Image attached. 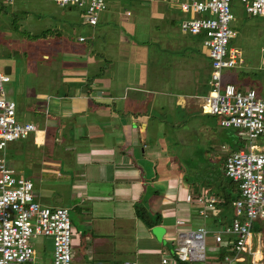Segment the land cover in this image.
I'll return each mask as SVG.
<instances>
[{
	"label": "crops",
	"instance_id": "0c3cea01",
	"mask_svg": "<svg viewBox=\"0 0 264 264\" xmlns=\"http://www.w3.org/2000/svg\"><path fill=\"white\" fill-rule=\"evenodd\" d=\"M137 1L139 12H145L148 7V12L144 13H150L148 20L141 15L130 20L133 14L128 11L129 20L116 17L118 24L112 27L115 20L109 13L104 15L106 10L96 27L84 23V27L91 29L92 43L85 39L81 43H88L87 46L59 47L54 53L58 55L53 57L48 55V50L42 52L41 65L45 67L33 69L39 74L36 84L40 88L29 86L27 90L32 107L27 123L35 124L38 132L11 144L8 151L12 153L13 162L7 160L9 166L21 174L23 164L28 161L37 162L34 168L38 170L42 162V166L53 169L51 171L60 169L69 177L75 174L76 182L68 192L64 190L65 199L70 198L75 209L90 217L86 227L95 238L107 237L117 249L126 252L122 264L128 261L151 264L169 241L170 230L176 229L179 234L205 226L197 220L199 215L194 219L196 210L185 202L187 194L198 192L194 190L196 187L188 183L191 179H186L185 170L177 160L167 155L169 162L163 163L159 152L161 148L176 149L177 143H163L161 136L165 134L172 141L177 123L173 127L155 114L163 111V114L175 115L179 102L182 107L186 104L184 110L190 105L196 109L188 110L186 119L202 114L203 97L210 90V60L191 51L192 43L184 45L179 43V38L172 37L166 48L175 54L172 57L175 64L170 68L161 64L159 70H164L152 83L156 86L148 85L149 76H138V71L146 69L150 62V51L144 45L149 35L148 24L151 20L162 22L166 24L165 31L170 32L171 24L176 23L179 12L182 13L180 4L187 0ZM135 34L140 44L130 38ZM41 35L43 39L47 36L45 32ZM59 57L66 58V64H61ZM172 74L178 76L175 80L178 90L185 87L188 92L172 94L161 89L165 84L163 76ZM149 96L153 97L151 103ZM195 100H198L197 105L193 104ZM165 101L172 102L166 105ZM147 104L155 113L151 120L143 113ZM201 126L204 125L199 123L198 129ZM149 133H152L148 135L150 143L144 144V134ZM142 202L151 216H160L158 224H146L137 215V206ZM193 219L201 224L196 229ZM177 221L185 222V226L178 227ZM207 228L214 229L210 225ZM87 236L92 239V235ZM111 259L116 263L113 257ZM173 264H177L176 256Z\"/></svg>",
	"mask_w": 264,
	"mask_h": 264
},
{
	"label": "rangeland",
	"instance_id": "374dc122",
	"mask_svg": "<svg viewBox=\"0 0 264 264\" xmlns=\"http://www.w3.org/2000/svg\"><path fill=\"white\" fill-rule=\"evenodd\" d=\"M107 5V14L104 15L107 16L109 13L112 19L115 20L111 23L112 27L118 24L116 17L119 20L122 18L125 21L129 20V17L126 15L128 11L133 14L130 20L136 19L139 15L141 17L146 16L147 20L151 17L150 13L148 15L144 14L148 10V7L145 8V12H139L140 3L137 0H107ZM232 11L236 19L231 23V27L238 33V37L231 41L230 47L241 50L246 63L242 68L224 70V81L244 90L255 89L258 95L264 98V18L252 17L248 14L241 0H233ZM182 13L179 12L181 18L179 17L176 23L171 24L170 32L165 31L166 24L162 22L159 23L151 20L148 24L149 35L147 39H144V45L150 51V62H148L146 69L138 71V76L142 74L149 76L151 81L148 85L151 87L156 86L152 84L154 82L153 79L160 78L159 73L164 70H159L161 64L168 66V68L175 64V61L172 59L175 54L172 53V50L166 48L172 37L179 38V43L184 45L185 43H192L193 50L189 46L190 50L209 60V50L204 46V38L198 35H188L180 29L182 21L192 19L195 15L192 13ZM84 23V14L77 8H62L50 0H14L11 5L7 3V0H0V69L2 71L6 67H12L13 69V73L10 75L11 83L6 85V93L9 99L17 103V120L20 123H27L32 115V107L29 106V94L27 90H29V86L35 89L40 88V85L36 84L39 74L37 75V72L33 69L45 67L41 65L43 63L41 61H44L42 52L48 50V55H52L53 57L58 55V53L57 55L54 53L59 50V47L69 46V48L73 49L74 46L79 48L87 46L88 43H81L80 36H84V39H88V42L92 43L89 38L91 36V29L84 27ZM42 32H45L47 35L44 39L41 36L38 37ZM130 38L135 43H141L137 34ZM96 43L94 42V44ZM65 57L69 56L65 54ZM59 60L61 64H66V58L59 57ZM170 72L171 70L168 69V74ZM205 73L204 67L203 74ZM176 79H178V76L174 74L163 76L165 84L161 89L168 92L171 91L172 94H185L187 88L184 87L182 91H179L175 84ZM180 80L183 81L184 77H180ZM152 96H149V103H151ZM196 101L198 100L193 101V104L197 105ZM171 102L165 101L166 105H170ZM185 105L184 103L182 107L181 102H179V107L176 108L177 113L174 115L171 113L163 114V111L155 114L152 112L151 106L148 107L147 104L144 106L145 111L143 113L150 120L155 114L160 120L166 121L173 127L177 123L178 128L175 129L172 141L166 138L165 134L163 137L161 136L163 143H177L176 149H169V152V150L161 148L159 152L162 155L163 163L169 162L168 156L173 161L177 160L179 166L185 170L183 174L187 175L186 179H191L188 180V183L196 187L194 190L200 191L201 188L198 186L200 183L194 184V179L198 177V174L210 175L212 169L209 160L219 157L218 161L220 162V158L222 160L226 159L231 152L249 151L252 142L240 136L241 132L246 133L245 130L223 128L218 116H205L195 112L194 117H191L189 120L186 119L189 114L188 110L196 111V109L193 105H190L184 110L183 108H186ZM41 113V111L38 112L39 115ZM139 113L137 112V114ZM44 114H46V110H44ZM154 122V126L157 129V122ZM199 123L204 125L200 129H198ZM150 134L152 133L144 134V137H146L144 144L150 143V138L148 137ZM167 135L169 136L170 134L167 133ZM161 140L159 141L161 142ZM222 142L228 144L220 145ZM212 143L215 146L212 147ZM253 143L264 150V136ZM213 148L214 152L212 155L211 151ZM6 152L7 160L11 162L12 153L8 150ZM202 152L203 154H201ZM35 163L37 162H25L22 167V176L33 181L35 186L33 194L37 203L51 208H69L72 222L73 264H122L127 257L126 252L123 253L120 249H117L114 243L109 241L107 237L99 238V240L95 238L93 233L91 234L90 230L86 227V221L90 217L85 213L84 215L81 214L78 209H75L70 198L65 199L67 196L64 190L68 192L69 187L76 182L74 178L75 174L69 177L63 175L64 173L60 169L51 171L53 169L43 167L42 162H39L38 170L34 168ZM223 167L224 165H222ZM220 169L218 165L216 169L218 174L221 173ZM211 174L216 177L214 173ZM173 175L176 174L173 173ZM192 207L196 210L195 219L201 207L198 205H192ZM208 215V219L197 216V220L206 227L210 225L211 228H221L223 223L230 225L234 216L233 211L225 212L224 209H208ZM194 219L192 220L194 223L193 228L196 229L201 224ZM257 225L253 229V233L256 235L259 233ZM261 226L264 228V222H262ZM177 234L176 229L170 230L168 233L169 241L165 244L162 251L155 255L156 258L153 259L151 264H162L164 255L170 260H174L179 238V234ZM87 235H92V239L88 238ZM262 240L264 244V234H262ZM214 241V236L210 234L207 239L206 252L209 264L216 262L215 258L218 255L216 252L219 251ZM31 243L40 263H50L53 261V244L51 239L39 237L32 239ZM254 243H257L256 238H254ZM112 257L116 260V263L112 261ZM195 264L204 263L199 262Z\"/></svg>",
	"mask_w": 264,
	"mask_h": 264
},
{
	"label": "built area",
	"instance_id": "2783aa9c",
	"mask_svg": "<svg viewBox=\"0 0 264 264\" xmlns=\"http://www.w3.org/2000/svg\"><path fill=\"white\" fill-rule=\"evenodd\" d=\"M50 1L62 8L84 10L85 24L91 27L99 24L101 14L107 10V0ZM13 2L7 0L10 5ZM241 2L252 17L264 18V0ZM232 3L233 0H187L180 4L183 13L195 15L182 21V32L202 36L209 50L210 90L203 97V114L220 117L223 128L245 130L240 136L252 142L249 151L231 152L224 165L226 176L239 183L241 191V198L233 202L232 223H223L221 228L200 226L179 232L175 256L191 263L209 264L207 239L212 234L216 247L227 243L233 252L221 260L217 251L214 264H264L262 234L253 233L254 225L264 220V150L253 143L264 136V98L255 89H240L224 81V70L242 68L246 63L243 52L230 47L231 41L238 37L231 27L236 19ZM9 83L10 75L0 69V264H73L69 209L37 203L33 181L24 178L7 162L6 151L11 144L38 132L35 124L17 120V103L6 93ZM185 202L200 206L198 215L208 219V209H216L222 200L202 189L200 193L187 194ZM177 225L184 227L185 222L177 221ZM39 237L51 239L54 259L50 263H40L36 257L31 241ZM162 264H173V261L164 257Z\"/></svg>",
	"mask_w": 264,
	"mask_h": 264
},
{
	"label": "trees",
	"instance_id": "16d2710c",
	"mask_svg": "<svg viewBox=\"0 0 264 264\" xmlns=\"http://www.w3.org/2000/svg\"><path fill=\"white\" fill-rule=\"evenodd\" d=\"M78 10L82 14H84V10H82V9H78ZM40 35H38V37ZM41 37L43 38L42 35H41ZM210 66H211V61H210ZM201 111H202V108H201ZM201 113L203 114V112H201ZM203 115H205V114H203ZM205 116H210V115H205ZM222 143L228 144L225 142H222ZM213 145H212V147H213ZM218 160H219V157H215L214 159L209 160V164H210V167L212 169V171H210V175L207 174V176H206L203 174L202 175L198 174L197 175L198 177L194 179V184L200 183L198 185L199 187H203V189L209 190L211 195L217 196L218 198H220L222 200V202L218 205V207L215 210L224 209L225 212L233 211V214H234L233 202H235L241 198V191L239 188V183L235 182L234 180H232L231 178L226 176L224 167L222 168V165H225L226 159L222 160L220 158V162ZM216 165L217 166L219 165V167L221 168L220 174H218L216 172V169H217ZM211 173H214L216 175V177H214V175ZM197 193H200V191H198ZM137 215L140 217V219L144 223L149 224V225L158 224L160 221V216L156 215V217H154V216L150 215L148 209L143 206V202H142V204H139V206H137ZM262 222H264V220L256 223V224H258L256 227H257L259 234H264V230H263L264 228L261 226ZM255 225H254V228H255ZM227 242H228V240H227ZM219 254H220L219 257L222 260L225 257V255L233 254V252H231V250L228 248L227 243H223L219 246ZM177 264H189V263L183 262L177 258ZM238 264H249V263H238Z\"/></svg>",
	"mask_w": 264,
	"mask_h": 264
},
{
	"label": "water",
	"instance_id": "95a60500",
	"mask_svg": "<svg viewBox=\"0 0 264 264\" xmlns=\"http://www.w3.org/2000/svg\"><path fill=\"white\" fill-rule=\"evenodd\" d=\"M5 72H6L7 74H11V68H10V67L5 68Z\"/></svg>",
	"mask_w": 264,
	"mask_h": 264
},
{
	"label": "clouds",
	"instance_id": "9594fccd",
	"mask_svg": "<svg viewBox=\"0 0 264 264\" xmlns=\"http://www.w3.org/2000/svg\"><path fill=\"white\" fill-rule=\"evenodd\" d=\"M183 262H187V263H189V264H195V263H191V262H188V261H183ZM238 264V263H237Z\"/></svg>",
	"mask_w": 264,
	"mask_h": 264
}]
</instances>
